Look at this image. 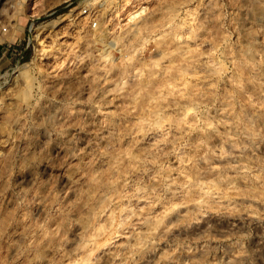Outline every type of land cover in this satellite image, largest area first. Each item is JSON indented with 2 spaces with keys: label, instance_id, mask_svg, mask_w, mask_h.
<instances>
[{
  "label": "clouds",
  "instance_id": "1",
  "mask_svg": "<svg viewBox=\"0 0 264 264\" xmlns=\"http://www.w3.org/2000/svg\"><path fill=\"white\" fill-rule=\"evenodd\" d=\"M0 47V264H264V0H0Z\"/></svg>",
  "mask_w": 264,
  "mask_h": 264
},
{
  "label": "rangeland",
  "instance_id": "2",
  "mask_svg": "<svg viewBox=\"0 0 264 264\" xmlns=\"http://www.w3.org/2000/svg\"><path fill=\"white\" fill-rule=\"evenodd\" d=\"M55 11H56L57 13H60V12L64 11V9H63V8H59V7H57V8H55ZM0 50L3 51V48L0 47ZM14 51H20V50H16V49H14ZM11 54H12V52H9V55H11ZM24 58H25V59L28 58V53H24Z\"/></svg>",
  "mask_w": 264,
  "mask_h": 264
},
{
  "label": "crops",
  "instance_id": "3",
  "mask_svg": "<svg viewBox=\"0 0 264 264\" xmlns=\"http://www.w3.org/2000/svg\"><path fill=\"white\" fill-rule=\"evenodd\" d=\"M0 52H3V51L0 50Z\"/></svg>",
  "mask_w": 264,
  "mask_h": 264
}]
</instances>
